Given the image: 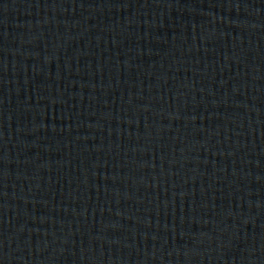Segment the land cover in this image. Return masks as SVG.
Returning <instances> with one entry per match:
<instances>
[{
  "label": "water",
  "instance_id": "1",
  "mask_svg": "<svg viewBox=\"0 0 264 264\" xmlns=\"http://www.w3.org/2000/svg\"><path fill=\"white\" fill-rule=\"evenodd\" d=\"M264 163V0H0V264H209Z\"/></svg>",
  "mask_w": 264,
  "mask_h": 264
}]
</instances>
